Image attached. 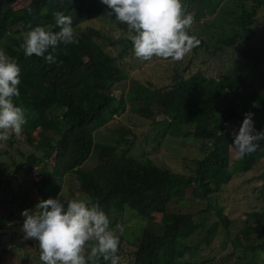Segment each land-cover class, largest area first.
<instances>
[{
  "label": "trees",
  "instance_id": "1",
  "mask_svg": "<svg viewBox=\"0 0 264 264\" xmlns=\"http://www.w3.org/2000/svg\"><path fill=\"white\" fill-rule=\"evenodd\" d=\"M21 1L25 3L15 7ZM198 1L206 6L212 3V0H183V4L187 9ZM249 1V4L235 3L232 8L227 6L235 15L234 25L227 38L217 40L211 54L223 48L232 49L238 42L248 39L256 10L264 5V0ZM219 2L214 3L217 6ZM57 11L71 16L79 42L61 44L56 63H47L36 55L26 57L16 34L36 26L58 31L54 16ZM101 11V0H0V50L20 67V97L15 103L26 110L27 120L20 137L34 150L16 165V171L25 175L37 172L38 175L30 179L37 198L29 196L27 201L35 207L42 199L58 198L67 175L74 181L73 187L86 195V201L98 202L105 213L110 209L122 211L127 206L147 220L135 240L128 238L126 228V236L120 235L117 254L120 258L128 254V264H249L253 257L247 258L245 253L253 256L264 250V198L261 201L259 196V191L264 189L258 187L259 191L251 198L258 204L257 208L243 211L236 230L231 226L235 218H229L223 206L210 198L235 174L231 173L234 161L231 153L236 151L233 133L238 134L245 114L252 113V117L261 114L264 96L258 98L255 83L233 75L232 68L226 69L217 80L198 70L188 72L197 47L192 50L186 66L172 68L168 83L150 89V83L135 79L123 69V58L131 41L126 38L112 40L92 26L79 28L83 22L97 18ZM114 17L115 14L112 19ZM122 25L118 23L120 28L124 27ZM189 34L193 35L190 31ZM118 40L123 42L120 50L111 53L106 49L107 45L112 48ZM203 46L206 48L204 43ZM234 59L237 60L236 56ZM148 94L156 97L154 107L151 103L143 105L148 102L145 99ZM259 94L264 95V91ZM126 105L129 108L138 105L143 113L151 110L153 116H162L164 124L158 121L156 133L148 137L156 146L164 137H173V133L182 139L186 152L181 158V171L155 164L149 157L151 151L128 154L134 140L121 133L117 136L122 138V143L96 138L95 133L107 126L113 116L121 114ZM41 125L45 129L40 130ZM253 126L255 132H264V121L253 120ZM15 140L13 135L6 142L11 145ZM100 153L107 164L99 165L102 163L97 159ZM259 154L252 152L240 159V173L255 166ZM92 156L96 157V163L86 170L82 164ZM11 176L7 174L4 179L7 186ZM255 178H264V172ZM250 180L248 176L243 181ZM239 186L240 183L236 189ZM188 188L200 203L204 201L202 210L209 209L213 214L199 235L196 233L203 226L196 214L199 208L197 211H175L167 207L176 190L182 196ZM22 199L20 196V203ZM119 223L122 224V219ZM2 227L0 223V232ZM212 234L225 236L228 246L238 247L239 254L236 256L232 249L209 250L208 255L205 254L208 249L216 248L210 243V238L213 243ZM6 235L10 236V241L14 237L16 240L23 236V231L12 234L7 231ZM3 245L7 247V242L3 241ZM201 246L207 250L201 252ZM7 249H12L17 256L14 264H21L28 257L29 249L25 245H11ZM10 264L13 263L10 261ZM100 264L104 262L101 260Z\"/></svg>",
  "mask_w": 264,
  "mask_h": 264
},
{
  "label": "rangeland",
  "instance_id": "2",
  "mask_svg": "<svg viewBox=\"0 0 264 264\" xmlns=\"http://www.w3.org/2000/svg\"><path fill=\"white\" fill-rule=\"evenodd\" d=\"M216 6L215 3L218 2ZM215 2V3H214ZM244 2L249 4V0H212L209 5H203L200 1L190 5L186 11L191 13L194 17V23L189 30L191 34L195 35L197 38L201 39L203 43L199 44L196 48V53L193 56L192 64L188 66V72H193L198 70L199 73L204 76L217 80L224 75L226 69H233V75L237 74L238 78H241L245 82L255 83V88L257 90V97L260 98L264 95L259 94V92L264 91V5L260 6L256 10L255 23L250 27L248 33V39L242 43L232 47V49L223 48L221 52L211 54V49L217 45V40H222L227 38L229 35L230 27L234 25L233 14L227 9L234 7L235 3ZM25 2L21 1L15 4V7L23 5ZM102 4L101 14L92 20L83 22L79 28L83 29L85 26H92L101 31L103 35H107L112 40L114 39V33L117 30L126 31V25L123 28L118 26V22L113 19L105 18V13L109 9L105 4ZM226 4V5H225ZM196 14V15H195ZM113 17V16H112ZM205 28V29H204ZM23 34H16L19 37L20 42L23 43ZM124 38V37H121ZM120 40L117 43L110 46H106V49L111 53L120 50L121 44ZM234 52H231V51ZM234 53V54H233ZM192 54V51L187 54L181 61L164 60L160 58L153 57L150 61H143L137 59L133 54V46L128 48L127 54L123 58V69L127 73L141 82L150 83V89L164 85L169 82V77L172 73V68L176 65L181 67L186 66L187 59ZM236 56V59L234 57ZM123 87L126 84L123 83ZM239 89V88H237ZM115 95L118 94L117 91L114 92ZM145 99L148 102H143L144 104H150L154 107L156 104V97L154 94H148ZM150 107V108H151ZM262 111L261 114H256L252 119L255 122L258 120L264 121V97L262 101ZM151 110L146 112L139 111V106L129 108L126 105L125 109L121 114L113 116V118L107 123V126L98 130L95 133L96 138L104 139V141L122 143L121 139L117 136V133H121L124 137L133 138L132 149L128 152L130 155H139L140 153H145L146 151H151L149 157H151L155 164L168 168L171 171H181L182 161L181 158L186 152V148L182 146L183 141L179 136L164 137L159 145L156 146L155 141L150 138L151 135L156 133V123L158 121L164 124L161 119V115L153 116ZM40 130L45 129V126L41 125L38 127ZM125 129L132 130L128 134ZM238 130L237 127H235ZM239 132V131H238ZM170 134V133H169ZM35 137V134H33ZM148 140L146 141V139ZM189 142L188 140H185ZM260 147L255 151V154H259L258 160L254 163L255 166L250 167V169L240 173L241 165L240 159L237 158L236 151L232 150L231 158H233L232 172L235 173L231 175L228 182L222 185L221 190L216 191L211 195V200L215 203H219L223 206V211L227 213L229 218H235V221L231 224L232 227L236 228L241 224L242 213L245 210L257 208L256 202L252 201L254 193L258 192V187L261 186L264 189V178H255L256 175L264 172V140L259 141ZM113 145V143L111 144ZM33 147L28 144L23 138H16L13 144L8 145L6 141H0V223H2V232H0V249L6 245H3V241L7 242L6 249L2 252L0 251V264H10V261L14 264L17 261V256L12 249H7L9 246H17L22 244L28 249V257L21 264H40L39 259L40 250L38 247V242L33 239H24L23 236L20 239L15 237L10 241V236L6 235L7 231L10 234L21 233L24 216L21 215L22 211L28 209L30 211L35 210V207L27 201V197H32L36 199L37 196L34 194L33 182L30 179L34 176H38L37 172L25 175L22 171H16V165L23 162L25 156L33 152ZM97 159L102 161L100 164H107L106 159H104L103 154L97 156ZM96 163V157L92 156L86 160L82 166H85L86 170H90L94 167ZM43 167V165H40ZM40 167V168H41ZM39 168V166L37 167ZM7 174H11L10 185L7 186L4 183V179ZM253 175V176H251ZM251 177V180L244 182V178ZM65 186L60 190L59 198L62 200L70 199H83L86 200V195L77 191L73 187L74 181L67 175H65ZM35 181V180H34ZM240 186L236 189L237 185ZM176 193L168 202V208L170 210H180V211H197V216L202 221L203 226L198 230L196 235L203 233V228H206L208 222L213 217V214L209 209L207 211L202 210L204 201H200L193 196L192 189L188 188L186 192L181 196L176 190ZM20 196L23 197L22 202H19ZM260 200L264 198V191H259ZM30 199V198H29ZM24 201V202H23ZM21 204V205H19ZM30 206L31 208H29ZM129 210V211H127ZM110 215L113 220L110 222V227L119 233L117 228L118 225H122L126 228L127 236L129 239L135 240V235H138L141 227L146 223L147 220L138 215L135 210L130 209L125 206L122 211H113L110 209L105 213ZM109 219V220H111ZM122 219V224L119 220ZM153 222H156L154 219ZM12 225V228L9 226ZM153 225V223H150ZM4 229V230H3ZM218 233V232H217ZM123 234L126 236L125 232ZM213 236V234H212ZM211 236V237H212ZM219 234H214L213 243L210 238L211 245L214 244L216 248H210L207 250L205 247H200L199 250L208 255L209 250L223 251L225 249H232L236 254H239L238 247L228 246L225 242V236ZM14 242L13 244H9ZM213 252V253H214ZM212 253V254H213ZM245 257H253V260L249 264L261 263L264 264V250L258 251L253 256L250 253H245ZM242 257V256H241ZM127 259H129L128 254L125 257H121L119 264H128ZM243 258V257H242ZM35 262H32L34 261ZM246 260V259H245ZM239 262L238 259H236ZM201 264H206L203 262Z\"/></svg>",
  "mask_w": 264,
  "mask_h": 264
},
{
  "label": "clouds",
  "instance_id": "3",
  "mask_svg": "<svg viewBox=\"0 0 264 264\" xmlns=\"http://www.w3.org/2000/svg\"><path fill=\"white\" fill-rule=\"evenodd\" d=\"M109 9L105 18L126 25V31L117 30L114 39L131 41L134 56L143 61L153 57L181 61L200 40L190 35L194 17L188 13L183 0H101ZM58 31L36 26L23 33L21 48L24 55L43 57L47 63H56L61 44L78 43L72 18L61 11L54 13ZM20 67L4 50H0V141L11 136L19 138L27 123L26 110L15 100L20 97ZM252 113L245 114L239 132L233 133V147L238 159L255 152L264 132H255ZM22 231L24 239L38 242L42 264H119L120 235L110 227L109 217L90 200L42 199L35 210L25 209Z\"/></svg>",
  "mask_w": 264,
  "mask_h": 264
}]
</instances>
